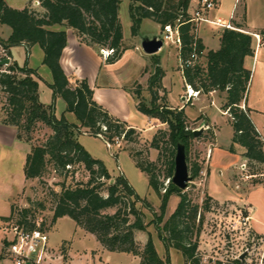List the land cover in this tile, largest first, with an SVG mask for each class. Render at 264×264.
Masks as SVG:
<instances>
[{"label":"trees","instance_id":"obj_1","mask_svg":"<svg viewBox=\"0 0 264 264\" xmlns=\"http://www.w3.org/2000/svg\"><path fill=\"white\" fill-rule=\"evenodd\" d=\"M39 1L41 11L29 5L22 9L13 8L6 0H0V25H7L12 30L8 38L0 37V41L9 50V54L11 48L24 46L27 57L24 66L12 62L3 70L4 66L0 65V98L5 99L1 122L14 126L17 137L32 144L25 160V178L39 180L46 196L38 202L30 199L29 207L21 208L14 203L11 214L3 217L4 221L17 219L16 223L30 230L35 229L37 220L34 210L44 209L50 202L52 225L62 217H70L77 227L94 235L105 250L139 256L140 264H171L169 254L166 259L159 255L151 233H148V241L142 248L136 240V233L147 232L149 225L145 222L144 211L137 205L142 203L154 212L151 203L140 197L124 175L114 179V183L106 188L107 195H103L107 181L113 177L103 161L92 157L74 137V132L78 131L99 137L105 142L121 136H124L126 142H134L138 135L137 129L98 103L87 79H78L75 86L71 85L70 77L61 64L68 41L67 31L48 28L56 24L67 26L77 32L81 42L99 49H113L105 62L114 64L127 49L123 43V26L119 16L122 0ZM191 1L130 0L132 35H139L144 19L160 24L163 30L168 24L175 27L179 24L180 70L186 83L199 91V94L213 91L226 93L223 110L228 112L234 131L229 151L236 153V145H239L244 149L242 156L248 162L259 163L264 167V139L251 118L252 109L245 105L252 76L251 70L245 66V59L255 51L254 36L246 25L245 10L241 19L233 22V28H226L222 32L221 47L206 51L196 32L197 23L191 20L189 14ZM260 33L264 36V30ZM36 44L43 49V63L53 75L51 88L54 102L51 104L40 100L39 80L42 77L37 69L28 65L31 49ZM194 52L199 57L189 63ZM202 57L206 58L204 64L200 61ZM159 63V60L155 61V71L148 83L152 107L147 108L142 101L139 83L133 91L138 101L137 107L167 125L158 131L151 142V146L158 149L159 156L157 161H150L143 158L140 151L133 150L132 154L137 160V166L148 175L151 188L162 200L157 224L163 222L170 197L174 194L181 197L176 210L163 227L157 225L159 238L167 252L171 248L177 249L182 252L186 263L193 260L195 264H200L199 259L195 258L198 241L194 242L193 237L196 230L200 232L204 217L200 214L198 224L199 205L193 204L185 191L172 181L179 143L186 147L192 178L200 175L202 166L197 161L192 163L188 150L197 136L189 129V118L184 107L158 105L165 76ZM57 97L65 101V111L73 112L79 124L71 123L65 113L57 116ZM42 127L51 128L53 133L43 143H36L33 133ZM163 165L165 172L162 170ZM77 166L84 168L88 180L68 184ZM160 172H164V176L170 180L165 192L162 191L164 183L160 180ZM262 173V179L256 182L264 185V171ZM51 174L54 179L60 180L55 183L60 191L45 181ZM205 207L208 208V203ZM111 209L114 211L110 212Z\"/></svg>","mask_w":264,"mask_h":264},{"label":"rangeland","instance_id":"obj_2","mask_svg":"<svg viewBox=\"0 0 264 264\" xmlns=\"http://www.w3.org/2000/svg\"><path fill=\"white\" fill-rule=\"evenodd\" d=\"M8 1L9 4H11L13 7L15 6L16 8H24L27 4L31 8L38 9V11L42 10L40 4L36 5V1L39 0H34L33 2H31V0ZM243 5L239 14H243ZM129 6L130 0H122L119 9V16L125 35V42L128 43L131 40L136 41L140 52L144 56L149 57L150 54L146 53L142 48V40L146 37L153 38L156 35L162 39H165L166 32L159 27L158 23L150 19H145L141 26L139 35L133 36ZM213 9H215V7L210 9V11H213ZM202 13L204 14L205 11L203 10ZM6 27L9 29L8 26ZM170 43L171 42L169 40H165L163 47L158 51V55L163 57V60H165L164 56H166L165 54ZM200 61L202 64H204L206 62V58L202 57ZM166 63L167 65L165 66L170 68L169 77L168 79H165L164 82L167 86H165L162 81L163 88L160 90V100L158 105L160 106L168 104L171 107L175 106V108H178L176 106L183 102V96L181 97V94L185 93L186 91L181 80V75L179 72L180 68H177L179 61L176 56H171L170 59L166 61ZM3 66V70H5L6 65ZM171 66H173V68ZM150 67L153 68V74L155 71V62L150 64ZM111 70L113 71L114 75L116 74V77H118L119 80L127 79L128 74H131V76L136 74V78L140 83H143L144 85L147 84V88L141 84L138 86L140 87L142 101L145 103L147 108L150 109L152 107L151 95L148 92V83L152 74H150V76L146 75L145 77H142L141 72L138 73L136 70V65L134 63L127 64V62L119 64L118 66H114L111 68ZM171 81H173L172 84ZM71 85L75 86L76 82L75 84L71 83ZM210 94L211 93H198L196 97L190 98L188 96V88L187 93L184 94L186 101L189 104L188 106L191 107L189 110L190 114L188 115L186 112L189 118V129L193 130L194 133L195 131H201V134L192 140L188 150L189 159L192 161V163L197 161L202 166V170L200 175L197 178L192 179V181L189 183V187L184 190L185 194L188 196V199L191 200L193 204H198L200 207L198 224L200 214H202L204 217L200 232L196 230L193 237L194 242L198 241V248L196 252L213 255L216 254L221 256L225 255V250H229V254H231V251L235 254H241L247 249H251L250 253L247 254V257L250 258L253 264H260L259 259L264 254V225L256 224V220L253 218V209L251 204L243 202L241 199L243 197H240L238 193H245V190L251 189L257 185L262 186V183H258L256 181H260L262 179L264 167L259 163H250L246 159V161H244L241 165L238 164V167L236 168L237 175H235L234 179H231L229 171L223 170V168L219 169L215 167L214 169L212 167L211 173V148L214 143H217L218 131L220 130V143L223 147H227L231 142V136L233 138L234 131L228 112L225 111L228 116H222L220 113L225 102L221 106L220 100L216 99L211 105ZM198 95H201V97L198 100H195ZM0 100L1 118V116H3L2 107L4 105L5 99L1 97ZM243 107H245V105H243ZM61 113L62 112H59V117L63 114ZM211 114L214 115V118H217L216 120L219 122L218 125L215 122L212 123L213 125L211 124ZM123 120L127 121L135 128H138V135L136 136V140L134 142H126L123 139L121 141L120 147L116 145L110 148L103 139L94 135L75 131L74 137L91 154L92 157L103 161L111 176L113 177L112 180L124 175L130 184L135 188L140 197L147 199L151 203L154 208V212L146 208L142 203H138L137 207L143 210L146 215L145 222L149 224L147 234L153 233L156 239H160L157 225L159 227H163L165 222L176 210L181 197L176 194L170 197L166 213L163 217V222H159L157 224V216L161 215L162 200L159 195L151 188L148 175L137 166V160L132 152L133 150L140 151L143 158L149 159L150 161H157L159 151L158 149L151 146V142L158 131L160 129L166 128L167 125L161 124L157 118L141 111L137 106L133 108V115L131 116L130 120ZM69 121L71 123L79 124V120L74 113L69 116ZM52 133L53 131L51 128L42 127L41 129L34 131L33 136L36 139V143H43ZM236 148V153H239L237 145ZM243 151H240L241 156ZM162 170L165 172L164 165ZM220 171H222L223 174H220ZM164 172H160V180L164 183L162 188L163 192L166 191V187L170 182V180L164 176ZM22 175L23 174H21L20 177ZM20 177L17 175V177L14 178V189L16 188V185H20ZM230 179L232 181H230ZM24 180L25 178L23 175V181ZM81 180L87 181L88 174L82 166H77L76 173L74 177H70L68 179V184H74ZM112 180L107 181V184L102 192L103 195H107L106 188L109 184L114 183ZM35 181V186L27 187L28 194L20 195L21 197L18 198V203H15L18 205V207H29L30 199L35 202L43 201L45 199L46 196L44 194L43 186L40 184L39 180ZM45 181H48L50 187L60 191V187L55 185V183L59 182L60 180L54 179L52 174L47 176ZM228 196H231L230 199H225V197ZM9 198L0 197V242H2L3 238L5 237L3 227L5 222H8L4 221L3 217H7L11 214L12 205L14 204L12 197L11 199ZM207 203L208 208L205 207ZM257 206L261 209H264L263 196L259 197ZM51 207V203L48 202L46 204V208L35 209L34 212L37 223H41L50 231L51 245L61 249L65 263L102 264L101 262L105 261L111 264H140L138 258L135 257L136 255L130 253L111 251H106L104 253L101 252L100 244L97 239L93 235L87 234V232H85L83 229L77 227L76 222L70 217H62L58 219L56 225H52L51 220L53 213ZM109 211L112 212L114 209ZM243 216L250 217V219L247 221V227L244 228L242 232L230 234L229 232L231 231L229 225L235 221H242ZM16 221L17 219H12V222ZM137 233L136 240L140 244L139 240L137 239ZM144 245H141V248ZM101 258H103V261H101ZM0 264L14 263L9 258H0ZM172 264H186L181 251L177 249L173 250Z\"/></svg>","mask_w":264,"mask_h":264},{"label":"crops","instance_id":"obj_3","mask_svg":"<svg viewBox=\"0 0 264 264\" xmlns=\"http://www.w3.org/2000/svg\"><path fill=\"white\" fill-rule=\"evenodd\" d=\"M200 1L201 0L191 1L189 8V14L191 16H194L195 11L201 7ZM214 1L216 2L215 9H213V11L206 10L204 13V16L208 20L197 22L196 32L198 37L202 39V42L206 47V51L218 50L221 47L222 32L227 28L224 25L216 24L214 21L220 18L225 24L230 23L234 25V21H239L241 19L242 14H239V12L243 4V10H245L246 13L247 28L252 31V34L260 33L261 30H264V0ZM6 2L9 4L8 0H6ZM9 5L12 6L11 4ZM27 6L28 5L26 4L25 7ZM13 8L16 7L14 6ZM144 21L145 19L143 20L142 24ZM158 25L161 28V25ZM6 26L7 25H0V37L4 39L8 38L12 32L11 28L8 26L9 29H7ZM48 28L57 31H67L68 41L61 57V64L67 75L70 77L71 83L75 84L78 79H87L90 86L94 90L95 100L103 105L107 110H109L111 114L122 119L130 120L131 116L133 115V108L137 106L138 102L133 92L135 85L137 83L141 85L144 84L139 82V80L136 78V74L134 76L128 74L127 79L119 80L118 77H116V74H113V71L111 70L112 67L118 66L119 64L125 62H127V64L134 63L138 73L141 72L142 77H145L146 75L150 76V74L153 72V68L150 67V64L154 63L156 60H159V64L165 72V76L163 78L164 83L165 79H168L170 71V68L165 66L167 65L166 61H168L171 56H176L179 61L177 68L179 69L181 66V59L179 56L180 46L173 43H170L168 46L167 52L165 54L166 56H164L165 60H163V57L158 55V52L155 54H150L149 57L144 56L140 52L136 41L131 40L126 43L124 35L123 43L128 48L118 62L114 64H107L101 49L96 46H91L81 42L77 32L73 28L57 24L49 26ZM253 46L255 48V41ZM10 51V63L17 62L19 66H24L27 60L25 47L16 46L11 48ZM43 58L44 51L40 45L36 44L31 49L28 65L31 68L37 69L38 73L42 77V80H39L40 100L45 104H51L54 102V92L51 88V84L53 83V75L50 68L43 63ZM245 66L252 72L251 83L245 105L252 109L251 118L264 139V48H260L259 50L255 49L253 55L246 57ZM171 67L173 68V66ZM179 72L186 91L185 93L181 94V97L183 96V102L176 107H184L187 114L189 115V110L191 107L188 106L189 104L187 103L186 97L184 95L187 93L188 84L185 81L182 70L179 69ZM172 83L173 81H171V84ZM144 86L147 88V84ZM210 95L211 105L216 99L220 100L221 106L225 102V93L213 91ZM200 97L201 95H198L195 100H198ZM55 101L57 116L59 115V112H62L65 113V116L69 120V116H71L73 112L65 111V101L61 97H57ZM220 113L222 116H228V114L223 109H221ZM213 116L214 115L211 114V124L215 122L218 125L219 122L216 120L217 118H214ZM217 134V143H214L211 148V173L212 167L214 169L215 167L219 169L223 168V170H228L230 178L234 179L235 175H237L236 168L238 167V164L241 165L244 161H246V159L240 154V151H243V148L237 145L239 153L230 152L229 147L232 143V140L227 147H223L220 143V130ZM30 149V143L20 140L17 137L16 128L14 126L2 123L0 118V197H10L9 199L12 197L14 203H18L17 200L19 197H21L20 195L28 194L27 187L35 186L36 181L26 180L24 173L25 160ZM21 174L24 175V181L23 175L20 177ZM220 174H223L222 171H220ZM17 175H19L21 178V182L20 185H16V188L14 189L13 181ZM231 179L230 181H232ZM238 195L243 197L241 198L243 202L251 204L253 209V218L256 220V224L264 225V209H261L257 206L259 197H264L263 185L254 186L251 189L245 190V193H238ZM230 197H225V199H230ZM151 234L153 235L154 243L159 255L163 259H166L169 254L172 264V252L174 249L171 248L169 252H167L163 242L160 239H156L153 233ZM137 239L141 245H144L148 240L147 232L141 231L137 233ZM2 242H0V245ZM54 248L59 249L56 247ZM100 248L101 252L103 253L108 251L103 250L101 245ZM135 257L138 258L140 263V257ZM101 261H103V258H101ZM58 262H60V264H67V262L65 263L64 258L61 261H57V263ZM103 262L101 263L111 264L109 262Z\"/></svg>","mask_w":264,"mask_h":264},{"label":"built area","instance_id":"obj_4","mask_svg":"<svg viewBox=\"0 0 264 264\" xmlns=\"http://www.w3.org/2000/svg\"><path fill=\"white\" fill-rule=\"evenodd\" d=\"M240 1V0H237ZM40 2L36 1V5H39ZM201 7L195 11L194 16H192V21L199 22L203 20H208L202 11L210 10L215 7L216 2L214 0H201ZM216 24L224 25L227 28H233V25L228 23L225 24L224 21L220 18L214 21ZM165 40H169L171 43L181 46V36L179 32V24L172 26L168 24L164 28ZM255 41V49L259 50L264 47V36L261 33L253 34ZM113 49H101L103 56L106 58L111 53ZM198 54L194 52L191 55L189 63L194 62L198 59ZM9 58L11 61V56L9 50L3 45L0 41V61ZM199 92L195 91L191 86H188V96L196 97ZM124 139V136L116 137L114 141H106L108 147L112 148L113 146L120 147L121 141ZM250 219L249 216H243L242 221H235L229 225L230 234L242 232L244 228L247 227V221ZM3 232L5 238L0 245V258H9L13 261L14 264H59L57 261H61L63 253L61 249H55L52 247L50 242V231L45 228L41 223H37L35 229H27L24 225H20L16 222L8 221L5 222L3 227ZM248 251V252H247ZM251 249H247L241 254H235L229 250H225V255H216V254H204L196 252L195 258H198L200 264H253L250 258L247 257V254L250 253ZM245 253V256L242 258V255ZM260 264H264V254L259 259ZM186 264H195L193 260H190Z\"/></svg>","mask_w":264,"mask_h":264},{"label":"water","instance_id":"obj_5","mask_svg":"<svg viewBox=\"0 0 264 264\" xmlns=\"http://www.w3.org/2000/svg\"><path fill=\"white\" fill-rule=\"evenodd\" d=\"M164 45L162 38L154 36L153 38L146 37L142 40V48L148 54L157 53ZM10 64V59L5 58L0 61V65ZM201 131H195V135L198 136ZM192 176L189 172V166L187 163L186 147L183 143H179L177 147V152L175 156V171L172 177L173 183L179 188L185 190L189 187V183L192 181ZM114 180H112L113 182ZM245 253L242 255V258ZM29 264V263H28Z\"/></svg>","mask_w":264,"mask_h":264}]
</instances>
